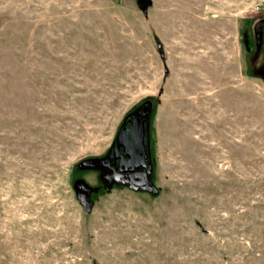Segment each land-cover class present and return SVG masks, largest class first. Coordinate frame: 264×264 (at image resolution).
<instances>
[{"label":"rangeland","instance_id":"1","mask_svg":"<svg viewBox=\"0 0 264 264\" xmlns=\"http://www.w3.org/2000/svg\"><path fill=\"white\" fill-rule=\"evenodd\" d=\"M260 18L264 0H0V264H264ZM146 101L155 191H107L79 164Z\"/></svg>","mask_w":264,"mask_h":264},{"label":"water","instance_id":"2","mask_svg":"<svg viewBox=\"0 0 264 264\" xmlns=\"http://www.w3.org/2000/svg\"><path fill=\"white\" fill-rule=\"evenodd\" d=\"M150 2V0H141ZM143 11L145 7L143 6ZM162 44L158 42L157 49L159 54L163 56ZM149 108L150 102L146 101L144 104L140 105L138 108L133 110L129 116H127L120 125V129L117 132L112 145L108 149L107 154L103 159L91 158L90 160L82 161V165L85 168L98 167V166H107L110 161L114 162L118 160V167L116 169L120 172L114 173L110 176V182L106 185L105 189L110 190L112 183H119L123 181L125 176L129 177V180H126L134 189H142L145 191L154 192L155 188L150 182L149 178V164H150V155H149V141H148V132H149ZM137 168H140V171H136ZM137 178L135 184H131L130 180ZM78 200L84 205L86 211L91 209V203L84 202L79 196Z\"/></svg>","mask_w":264,"mask_h":264},{"label":"flooded vegetation","instance_id":"3","mask_svg":"<svg viewBox=\"0 0 264 264\" xmlns=\"http://www.w3.org/2000/svg\"><path fill=\"white\" fill-rule=\"evenodd\" d=\"M263 31H264V19H259L257 21L256 25L253 28V35L255 37V49H254V54L253 55L249 54V57H248V63L249 64L250 63L253 64L254 61L258 58V56L260 57V54H264ZM243 37H246L247 48H249V37H248L247 30L244 32ZM262 58L263 59L261 61L260 66H261V70H264V56ZM104 157H106V156H104ZM103 158L100 157L98 159H103ZM90 159H88V160H90ZM118 164L119 163H118V160H117V161H114V162L110 161L107 166H102L101 165V166H98V167H90V168L93 169L94 171H96V174L98 175V177L101 180V185L106 187V185L110 182V178L109 177L112 176L116 172H120V170L118 171L116 169V167H118ZM79 166L85 168L82 165V163H80ZM136 171H140V168H137ZM125 174H126L125 176L120 177L121 179L123 178V181H121V182H123V184L130 185L126 181V180L130 179L129 177H127L128 173H125ZM135 180H139V179L133 178L132 180H130L132 185L135 184V182H134ZM113 184H114V182L112 183V185ZM73 186H74V190H75V193H76L77 197L79 196L86 203H91L92 202V199L90 198L91 195H93V194L96 195V192L99 191L96 186H87V185H85L81 178H77L74 181Z\"/></svg>","mask_w":264,"mask_h":264},{"label":"trees","instance_id":"4","mask_svg":"<svg viewBox=\"0 0 264 264\" xmlns=\"http://www.w3.org/2000/svg\"><path fill=\"white\" fill-rule=\"evenodd\" d=\"M260 19H263V18H260ZM258 21V20H257ZM257 23V22H256ZM150 102V101H149ZM151 103V102H150Z\"/></svg>","mask_w":264,"mask_h":264}]
</instances>
